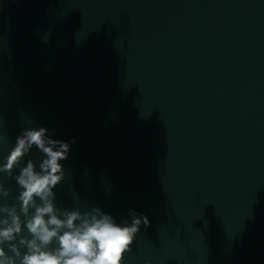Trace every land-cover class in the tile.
Wrapping results in <instances>:
<instances>
[{
	"label": "water",
	"instance_id": "water-1",
	"mask_svg": "<svg viewBox=\"0 0 264 264\" xmlns=\"http://www.w3.org/2000/svg\"><path fill=\"white\" fill-rule=\"evenodd\" d=\"M0 121L75 137L57 205L148 217L124 264H264V0H0Z\"/></svg>",
	"mask_w": 264,
	"mask_h": 264
},
{
	"label": "clouds",
	"instance_id": "clouds-1",
	"mask_svg": "<svg viewBox=\"0 0 264 264\" xmlns=\"http://www.w3.org/2000/svg\"><path fill=\"white\" fill-rule=\"evenodd\" d=\"M55 134L54 128L26 127L0 159V174L18 189L13 203H0V264H124L148 217L130 209V219L118 221L98 206L82 208L79 201L72 208L57 205L54 189L65 177L61 162L76 141ZM9 196L0 183V200Z\"/></svg>",
	"mask_w": 264,
	"mask_h": 264
}]
</instances>
